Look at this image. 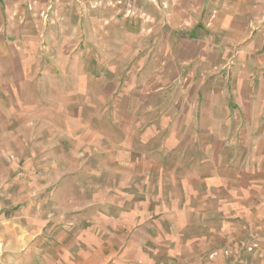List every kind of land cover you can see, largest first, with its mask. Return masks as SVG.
<instances>
[{
  "label": "crops",
  "instance_id": "obj_1",
  "mask_svg": "<svg viewBox=\"0 0 264 264\" xmlns=\"http://www.w3.org/2000/svg\"><path fill=\"white\" fill-rule=\"evenodd\" d=\"M13 160L61 260L264 264V0H0Z\"/></svg>",
  "mask_w": 264,
  "mask_h": 264
},
{
  "label": "rangeland",
  "instance_id": "obj_2",
  "mask_svg": "<svg viewBox=\"0 0 264 264\" xmlns=\"http://www.w3.org/2000/svg\"><path fill=\"white\" fill-rule=\"evenodd\" d=\"M12 162L10 173L6 172L9 164L7 168L3 165L6 170L2 171L0 162V264H86L84 260L74 263L76 257L61 260L60 248L56 244L53 248L46 245L52 240H44L41 233H36L37 224L30 222L32 218L22 215L18 195L22 191V179L26 178L25 164ZM81 228L79 225L72 233H79Z\"/></svg>",
  "mask_w": 264,
  "mask_h": 264
},
{
  "label": "built area",
  "instance_id": "obj_3",
  "mask_svg": "<svg viewBox=\"0 0 264 264\" xmlns=\"http://www.w3.org/2000/svg\"><path fill=\"white\" fill-rule=\"evenodd\" d=\"M248 249L251 250L252 249V246L248 247Z\"/></svg>",
  "mask_w": 264,
  "mask_h": 264
}]
</instances>
